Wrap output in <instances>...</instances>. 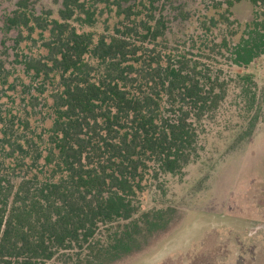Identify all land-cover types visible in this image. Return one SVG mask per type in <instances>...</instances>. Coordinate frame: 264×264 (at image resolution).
<instances>
[{
    "label": "trees",
    "instance_id": "16d2710c",
    "mask_svg": "<svg viewBox=\"0 0 264 264\" xmlns=\"http://www.w3.org/2000/svg\"><path fill=\"white\" fill-rule=\"evenodd\" d=\"M218 1L226 23L240 0ZM248 1L254 18L230 48L238 66L264 53V0ZM72 4L80 5L65 0L63 14ZM129 8L119 6L127 20ZM8 23L27 25L28 17L15 10ZM164 26L159 19L154 27L129 20L92 45L88 34L53 21L46 42L51 66L29 61L36 73L57 70L62 79L44 155L48 175L21 177L16 186L0 175V264H113L175 222L171 207L140 212L137 195L152 167L172 173L189 161L194 122L218 108L226 84L200 78L183 56L151 55L144 43ZM87 52L104 64L97 79ZM239 78L253 83L248 75ZM6 143L26 152L20 142ZM39 155L36 150L34 159Z\"/></svg>",
    "mask_w": 264,
    "mask_h": 264
},
{
    "label": "rangeland",
    "instance_id": "374dc122",
    "mask_svg": "<svg viewBox=\"0 0 264 264\" xmlns=\"http://www.w3.org/2000/svg\"><path fill=\"white\" fill-rule=\"evenodd\" d=\"M76 1L66 16L65 0H0V175L15 186L21 177L48 175L44 155L62 79L57 70L36 73L29 61L51 66L46 42L54 20L88 34L94 45L129 20L154 27L159 19L165 26L144 43L149 53L183 56L200 78L224 81L225 96L194 122L195 148L186 164L172 173L154 166L145 174L139 211L171 207L175 222L113 264H264V53L247 66L230 56L254 18L253 6L235 2L223 23L218 0ZM119 6H130L129 20ZM15 10L24 12L27 25L8 23ZM84 60L91 78H99L104 64L88 52ZM7 140L26 152H12Z\"/></svg>",
    "mask_w": 264,
    "mask_h": 264
}]
</instances>
